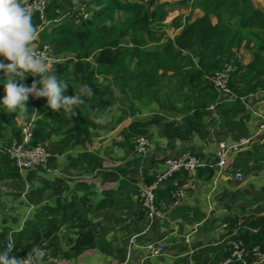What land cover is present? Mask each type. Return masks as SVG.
I'll return each instance as SVG.
<instances>
[{
	"label": "trees",
	"instance_id": "1",
	"mask_svg": "<svg viewBox=\"0 0 264 264\" xmlns=\"http://www.w3.org/2000/svg\"><path fill=\"white\" fill-rule=\"evenodd\" d=\"M63 1L47 0L42 13L33 11V23L38 29L46 21L55 22L49 31L39 34V41L48 44L59 58L70 57L73 62L59 61L48 71L69 83L75 81L73 87L88 83L92 88V97L87 100L91 109H86L82 114L76 110L77 115L69 122L62 115L46 108L45 98L29 97L26 101L28 109L21 113L27 120L35 116L31 144L45 146L51 154L49 165L53 160V151L81 145L83 140L89 138L93 117L110 105H119L133 115L138 105L150 107L155 104L160 111L171 112L182 102L184 106L179 110L183 115L180 124L176 126L171 121H164L163 134L168 139L187 140L194 132L204 138L208 132L207 125L196 119V115L204 113L205 108L216 103L218 105L215 108L222 120L220 130L230 132L235 140L248 137L245 125L235 119L236 114L245 111L240 98L264 91V12L252 0H180L182 3L190 2V7L200 10L202 15L193 22L185 21L173 39L165 32L164 4L157 0L145 3L137 0H79L70 8L68 16L61 17L68 11L62 9ZM81 11L87 13V20L78 18ZM211 18H215L214 24ZM77 19L79 22L75 23ZM173 24L175 28L181 27L179 19ZM243 43V47L252 52V59L246 66L236 58V51ZM195 50L198 51L197 62L191 58V52ZM93 52L94 61H91ZM225 63L232 66L227 87L237 97L236 100H223L219 92L205 80L206 75L221 70ZM36 78L28 75L24 83L30 86ZM66 94H74L71 85ZM2 95L3 87L0 85ZM16 117L14 112H0V132L5 129V125H15ZM160 121H163V117L159 114L147 120L134 119L128 130L122 131L123 140L130 142L137 136H145L146 128L156 126ZM10 131L12 137L9 142L21 138L20 129L11 127ZM46 142L49 143L45 145ZM253 160H264V156ZM93 166L95 163L91 164ZM214 170L207 167L196 172L199 176L205 174L206 178H211ZM180 173L184 172L174 173L168 179L165 189L159 187L156 190V198L164 195L170 199V191L178 186L170 184V181ZM154 180L146 178L145 184L149 185ZM139 188L137 197L141 201ZM104 194L111 195L114 191ZM82 201H85L84 197ZM135 213L138 219L144 221L145 228L144 210L140 207ZM76 214L73 203L38 209L33 217L35 220L25 223L22 230L13 235L14 251L18 256L25 257L28 252L32 255L41 237L51 235L49 228L66 224ZM241 224L257 229L255 233L237 236L246 250L245 264H252L253 253L264 251V221L256 218ZM38 228L42 233H36ZM91 234L89 229L78 227L72 247L76 254L84 246L102 247L103 244L95 241ZM226 256H229V251ZM199 259L196 257V261ZM41 261L42 264H48L44 257Z\"/></svg>",
	"mask_w": 264,
	"mask_h": 264
},
{
	"label": "crops",
	"instance_id": "2",
	"mask_svg": "<svg viewBox=\"0 0 264 264\" xmlns=\"http://www.w3.org/2000/svg\"><path fill=\"white\" fill-rule=\"evenodd\" d=\"M27 1L30 0H21V3ZM78 1L64 0L62 9L69 10ZM137 1L145 3L144 0ZM157 1L164 4L166 16L163 22L165 32L170 39L179 33L185 21L193 22L202 15L200 10L190 7V2ZM252 2L264 12V0H252ZM176 19H179L181 27L175 28L173 23ZM211 22L214 24L215 18H211ZM54 24L55 22L49 25L43 23L37 29V38L33 47L41 46L39 34L49 31ZM243 45L244 43L236 51V58L240 64L246 66L252 59V52L245 49ZM191 58L197 62L198 51L191 52ZM90 60L94 61L93 56L90 57ZM50 69L49 67L48 70ZM240 101L244 104L245 111L236 114L235 119L245 125L248 137H250L252 133L253 135L256 133L260 124L264 123V111H262L264 109V91L242 96ZM210 105L216 107L218 104ZM183 106L182 102H179L176 109L165 112L175 115L176 126L180 124L183 117L179 112ZM208 107L206 108L208 111L204 110L203 115L198 117V120L206 123L208 132L204 138L199 137L196 134L198 132H194L192 141L200 142L209 139L212 143L226 139L234 143L242 138L238 140L233 138L232 140L228 135L230 132L220 130L222 120L217 109L214 107L209 110ZM137 108L133 115H130L125 108L119 105H110L104 108L101 113L93 117L90 137L83 140L81 145L52 152L53 160L50 166L56 169L55 173L38 168L14 170L3 153L4 147L0 146V249L5 248L8 240L13 241V235L21 231L25 223L35 220L33 217L38 209L61 207L68 203L75 204L77 214L66 224L49 228L51 235L41 237L42 240L36 247V249H42L44 259L48 264H220L227 257L225 255L230 251L229 243L233 238L242 233L257 231V229L247 228L241 223L256 218L264 221L263 215L253 212L254 208L264 206V187H257L260 191L254 193L253 196L248 195V199H245L243 194H237V196L232 195L226 200L224 195L233 191L232 185L228 181L229 177L227 174L214 170L211 178H206L205 174L199 176L197 172L191 176L180 173L173 178L170 184H188L185 197L178 206L171 207L169 197L158 196L156 205L160 215L155 218L148 231L139 234L144 230V221L138 219L135 213L140 210L137 189L141 184H145L146 178H155L156 175L162 174L165 171V166L161 160L153 163L148 158L147 166H139L137 160L130 163L131 160L126 159L130 142L124 141L121 134L122 131L128 130L134 119L147 120L154 115L159 114L162 117L165 115L162 114L164 111H160L155 104L150 107L138 105ZM105 115L111 116L107 120L100 118ZM120 118L123 119L117 124L116 121ZM26 120L21 112L17 113L15 125H5L3 130L5 139L9 140L12 137L11 127L21 130ZM168 120L173 119L171 117L164 118V121ZM117 128L120 130L117 131L116 136H112ZM253 137L259 139L258 143L260 144L250 147V142L254 138L246 145L244 144L242 152L246 153L236 154L235 161H238L237 159L241 161V158L245 161L244 158H246L247 163L250 161L264 163V160H253V158L264 156V129ZM108 140L115 144V147L114 144L111 145L112 149L110 148V150L115 151L117 148L116 151H119L123 156L119 160H128L127 163L116 165L105 156L103 148L106 146L104 143ZM161 140L164 142V151L169 142L170 146H174L178 141H181L177 138L168 139L164 135ZM48 143L46 142L45 145ZM249 148H254V150H249ZM181 150H185L183 145ZM210 151L209 147H206L202 154L212 156L213 151L209 153ZM106 161L108 165H105ZM92 163H95V166L91 167ZM135 164H137L135 169L139 177H131L134 175L133 166ZM168 183V180L165 181L160 188L165 189ZM34 190H39V200L34 197L32 201ZM106 191H114V194L106 195L104 194ZM83 197L85 201H82ZM238 198L242 201H238ZM14 201H18L17 207L8 209L7 204ZM22 208L25 210L22 211ZM101 210L104 213H101ZM43 214L40 213V215ZM80 226L89 229L94 240L103 244L102 247L84 246L81 252L76 254L72 247ZM36 233H42L41 229L38 228ZM133 236L135 238L131 243L130 240ZM148 243L161 246L163 255L146 256L147 253L143 250V246ZM196 257H200V259L196 261Z\"/></svg>",
	"mask_w": 264,
	"mask_h": 264
},
{
	"label": "built area",
	"instance_id": "3",
	"mask_svg": "<svg viewBox=\"0 0 264 264\" xmlns=\"http://www.w3.org/2000/svg\"><path fill=\"white\" fill-rule=\"evenodd\" d=\"M47 0H30L24 2L25 5H32L35 3L36 7L33 11H38L40 13L45 9ZM148 1V0H144ZM68 10L61 17L68 16ZM81 20L85 21L88 19L87 13L81 11L79 17ZM79 19L75 21L78 23ZM44 23L52 24L51 21H46ZM38 52L46 53L48 57L47 67L51 68L57 62L61 61V58L56 56L48 44H42L40 47L35 49ZM232 70L230 63H225L223 68L216 71L210 75L205 76V80L211 84L221 95L223 100H236L237 97L231 93L230 89L227 87L228 74ZM226 98V99H225ZM35 116L32 115L25 125L21 129V138L19 140H12L11 143L4 147L3 153L7 156L12 169L14 170H33V169H44L46 171L55 173L56 169H50L49 158L51 157L50 152L45 148L43 144L32 145V127L34 123ZM264 129V123L261 124L254 134L258 135ZM135 144V151L139 153L145 152L146 141L143 137L137 136L133 139ZM246 138H241L236 143L227 144L224 141H220L217 145L215 152V161L208 158H203L189 153H183L175 158H167L164 160L163 164L165 166V171L159 176L155 177L153 183L147 185L143 184L139 188V198L140 207L144 210L145 214V228L139 234H143L150 228L151 224L155 221V218L159 217L160 211L156 205V190L161 186V183L167 181L174 173L184 172L187 175H192L197 170L203 168H213L217 172H221L228 164L229 160L239 152V148L247 143ZM239 174H236L238 177ZM188 184H181L170 191V206L176 207L179 205L180 201L185 197ZM135 236L130 240L132 243ZM229 256L224 259L220 264H230L232 262H240L245 264V253L246 250L240 240L233 238L230 243ZM5 248H8L11 254L16 255L18 258L23 259V256H18L14 251L13 244L11 240H8ZM12 249V250H11ZM143 250L146 251L149 257L163 255V248L155 243H148L143 246ZM35 257V264H42L41 258L44 257L42 249L37 248L32 254ZM253 262L257 264H264V251H255L253 253Z\"/></svg>",
	"mask_w": 264,
	"mask_h": 264
},
{
	"label": "clouds",
	"instance_id": "4",
	"mask_svg": "<svg viewBox=\"0 0 264 264\" xmlns=\"http://www.w3.org/2000/svg\"><path fill=\"white\" fill-rule=\"evenodd\" d=\"M35 7V3L25 5L21 0H0V85L3 87L0 112L17 114L26 111V101L31 96L45 98L46 108L71 122L77 115L76 110L82 114L91 109L87 100L92 97V88L88 83L73 87L75 81L69 83L48 71L46 53L33 47L37 38V26L33 23ZM28 75L37 77L30 86L24 83ZM69 85L74 93L71 96L66 94ZM0 264H35V257L28 252L21 259L8 248H2Z\"/></svg>",
	"mask_w": 264,
	"mask_h": 264
},
{
	"label": "rangeland",
	"instance_id": "5",
	"mask_svg": "<svg viewBox=\"0 0 264 264\" xmlns=\"http://www.w3.org/2000/svg\"><path fill=\"white\" fill-rule=\"evenodd\" d=\"M122 42H124V40H122ZM35 48L36 47H34V49ZM94 55H95V52H93L91 54V56H93V57H94ZM61 61H65V62H67L69 64H71L73 62V60L70 57L69 58H65V59L61 58ZM214 107H215V105H209L208 109L212 110ZM205 110H207V109L205 108ZM262 111H264V109ZM202 113L203 112L198 113V115H196V119H198V117H201V115H203ZM162 114L165 115V116H163L164 118L171 117L173 119V120H171V122H173L176 125V121L174 119L175 115H173V114L169 115V113H165V112H163ZM110 116L111 115H105V116L100 117V118H103V119L107 120V119H109ZM228 117H230V116L228 115ZM164 118H163V121H160V123L157 126L146 128L147 133H146L145 136H143V135L140 136V137H143L145 139V141H146L145 152L144 153H139L138 151L136 152L135 151V144L133 142L134 140L130 141L133 144V148H131V149L128 148L127 149V151L129 150V152H128V156L126 158V159H130L131 160L130 163L133 162V160H137L139 166H141V165L147 166V158L150 159L151 162H153V163L155 161H160V160L162 162H164V160L167 159V158H175V157L180 156L183 153H189L191 155H195V156H199V157L201 156L203 158L207 157L208 159H211L212 161H215V158H214L215 157V152H216V148H217V145L220 142V140L217 141V142H212V143H210L209 139L204 140V141L201 140L200 142H198V140L192 141V139H193V136H192V137H189L187 140H184V142H181L183 140H181L180 142L178 141L177 144H174V146H170L171 143L169 142L167 144L168 147L164 151L163 150V146H164L163 143L164 142L161 140V137H163V135H164V134L162 135ZM126 122H128V121H126ZM261 124H263V123H261ZM94 126H96V123H94ZM118 130H120V128H117L116 131L112 134V136H116V133H117ZM196 134L199 137H201L199 133H196ZM228 135L233 140L234 136H231L230 134H228ZM228 135H226V136L228 137ZM252 135H253V133H252ZM252 135L250 137L246 138L248 140L247 143H249L253 138L255 139V140L253 139L250 142V147H253L256 144H260V143H258L259 139H256L255 137H253L254 135L253 136ZM199 137H198V139H199ZM221 141H224L227 144L233 143L232 141L230 142V140H226V139L221 140ZM10 143L11 142H9L8 139H5L4 132L3 131L0 132V146L1 147L2 146L3 147H7ZM234 143H236V142H234ZM105 144H106V146H104V148H103V150H104L103 153L105 154V156L113 164L119 165V163L120 164H125V163L128 162V160H125V161L119 160L120 157H123V156H122V154L119 151H116L117 148H116L115 151L114 150H110V148L112 149L111 145H113L114 142L108 140L106 143H104V145ZM182 145L185 147V150H183V151L181 150ZM245 145H243V146H245ZM243 146H241L239 148V152L237 154L246 153V152H242L244 150ZM114 147H115V144H114ZM114 147H113V149H114ZM206 147H209V151L210 150L213 151L212 156H204L202 154V151L204 149H206ZM250 149L252 151L254 150V148H249V150ZM211 151L209 153H211ZM152 152H153V154H152ZM235 158L236 157L234 155L229 160L227 166L221 171L222 174H227L228 175V177H229L228 181L231 183L232 190H233V191H230V192L226 193L224 195V197H225L226 200H228L229 197H231L232 195L233 196H237V194H239V195L243 194L245 199H248V195H252L253 196L254 193H258L260 191V190L257 189V187L258 188L264 187V163H253V161H250V163H247V161H244L243 158H241V161H239V159H237L238 161H235L234 160ZM244 159H246V158H244ZM145 160H146V164H145ZM140 161H142L143 163H141ZM105 165H108L107 161L105 162ZM136 166H137V164H135L133 166L134 168L132 167L134 169V172H133L134 175H131V177H139L138 172L135 169ZM49 167H50V169H55V168L51 167L50 165H49ZM236 174H239V176L236 177ZM159 175H156V176H159ZM258 180H260V181H258ZM163 183H161V184H163ZM38 191L39 190H37V191L34 190L33 195H32V201H33L34 197H36V199L39 200V195H38L39 192ZM181 201H180V203H181ZM238 201H242V200L240 198H238ZM17 203H18V201L9 202V205L7 204L8 209H10V208L13 209V208L17 207ZM10 204H11V206H10ZM241 207H243V205H241ZM243 208H245V207H243ZM24 210H25V208L24 209L22 208V211H24ZM106 211L108 212V210H106ZM100 212L104 213V211H102V210ZM253 212L264 216V206H258L256 208H254Z\"/></svg>",
	"mask_w": 264,
	"mask_h": 264
}]
</instances>
